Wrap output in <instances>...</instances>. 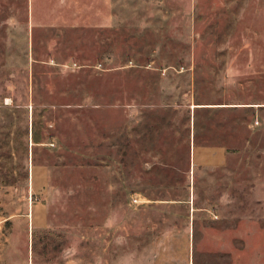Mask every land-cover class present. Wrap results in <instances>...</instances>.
<instances>
[{
  "label": "rangeland",
  "instance_id": "obj_1",
  "mask_svg": "<svg viewBox=\"0 0 264 264\" xmlns=\"http://www.w3.org/2000/svg\"><path fill=\"white\" fill-rule=\"evenodd\" d=\"M262 181L264 0H0V264L252 259Z\"/></svg>",
  "mask_w": 264,
  "mask_h": 264
},
{
  "label": "crops",
  "instance_id": "obj_2",
  "mask_svg": "<svg viewBox=\"0 0 264 264\" xmlns=\"http://www.w3.org/2000/svg\"><path fill=\"white\" fill-rule=\"evenodd\" d=\"M256 187H259L263 190L264 193V181L260 182ZM207 232V231H206ZM201 244V243H200ZM220 252V253H219ZM222 251L218 249L207 250L205 253L207 258L210 260L208 262H194L193 257L192 261L188 264H264V212H263V227H262V248L260 255L258 257L249 259L248 249H230V251L226 252L227 255H222ZM200 254H203V250L200 249ZM226 259V261H224Z\"/></svg>",
  "mask_w": 264,
  "mask_h": 264
}]
</instances>
